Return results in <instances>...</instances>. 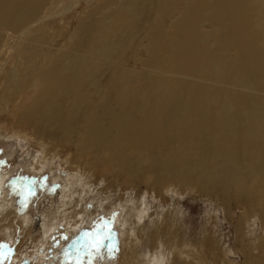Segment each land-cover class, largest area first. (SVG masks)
<instances>
[{"label": "bare ground", "instance_id": "obj_1", "mask_svg": "<svg viewBox=\"0 0 264 264\" xmlns=\"http://www.w3.org/2000/svg\"><path fill=\"white\" fill-rule=\"evenodd\" d=\"M61 1L0 0V55L6 36L21 40ZM86 21L68 49L42 39L44 29L17 42L21 63L0 75V109H16L15 125L75 146L76 158L114 177L149 176L160 189L192 182L229 205L260 203L264 231V0H106ZM6 177L0 210L13 220L2 206ZM169 241L183 264L207 263L199 246ZM252 244L242 264H264V235L260 254ZM143 261L167 264L154 254Z\"/></svg>", "mask_w": 264, "mask_h": 264}, {"label": "rangeland", "instance_id": "obj_2", "mask_svg": "<svg viewBox=\"0 0 264 264\" xmlns=\"http://www.w3.org/2000/svg\"><path fill=\"white\" fill-rule=\"evenodd\" d=\"M70 1L62 0L53 10L47 8L21 40L16 41L17 34L4 38L8 49L0 55V75L21 63L14 60L17 42L21 45L39 30L44 29L42 39L49 40L53 48L71 47L76 28L89 24L82 21L106 0H75L71 5ZM125 53L124 61L135 68L137 60ZM139 57H144V51ZM15 110L0 109V176H8L2 181V206L8 202L14 212L13 220H7L6 209L0 210V264H145L143 256L151 254L163 256L167 264H183L169 240L177 242V247L185 243L199 246L206 264H242L250 238L252 252H262L257 246L264 235L260 203H251L249 208L234 201L229 205L220 195L202 192L192 182L160 189L149 176L143 181L114 177L108 165L93 168L76 158L75 146L52 144L50 136L39 138L15 125ZM238 224L244 226L242 234Z\"/></svg>", "mask_w": 264, "mask_h": 264}]
</instances>
